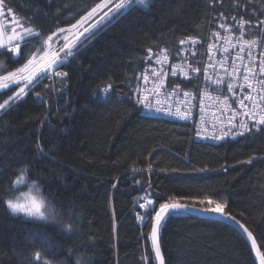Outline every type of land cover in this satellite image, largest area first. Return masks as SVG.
<instances>
[{"label":"trees","instance_id":"1","mask_svg":"<svg viewBox=\"0 0 264 264\" xmlns=\"http://www.w3.org/2000/svg\"><path fill=\"white\" fill-rule=\"evenodd\" d=\"M96 2L0 0L6 29L13 16L17 29L22 24L40 34L28 38L33 42L22 46L20 57L4 52L0 61L12 70L21 67L48 35L70 28ZM148 4L122 10L118 22L105 24L59 68L66 77L43 80L16 106L0 111V264H156L151 221L139 223L132 215L133 201L146 193L157 209L180 197L227 201L226 211L253 231L264 250V133L216 144L192 142L188 124L145 115L131 97L147 47L176 52L182 39L201 38L220 14L263 20L264 0ZM15 87L0 95V102ZM252 157L251 164L241 163ZM21 169L40 198L62 210V224L73 226L70 234L62 224L7 208V189ZM20 188L15 186L16 195ZM45 238L48 244L42 245ZM161 251L165 264H257L236 229L190 213L167 220Z\"/></svg>","mask_w":264,"mask_h":264},{"label":"snow or ice","instance_id":"2","mask_svg":"<svg viewBox=\"0 0 264 264\" xmlns=\"http://www.w3.org/2000/svg\"><path fill=\"white\" fill-rule=\"evenodd\" d=\"M135 5H141L144 8H148V0H99L94 3V6L87 11L86 15H81L75 23H71L70 28L58 27L56 31L48 35L46 40H43L41 46L35 49L24 59L26 62L21 67L12 70L6 66L3 61H0V95L6 93L12 85V94L7 95L0 102V111H8L12 107L16 106L25 96L34 91L45 79H52L53 77H66L67 72L59 70L61 66L65 64L69 58H76L79 55L80 47L87 41H91L96 36L97 32H100L105 24H114L122 17V10L132 9ZM235 19V17H233ZM245 24L251 26V21L244 20L241 17L239 26L241 30ZM22 28V31L18 32L16 27L11 29V34H7L5 31L0 30V55L4 52L12 53L14 57H20L22 46H27L32 43L30 37L40 34L34 32L31 27L18 25ZM259 27L264 28V20L259 22ZM220 28H224L227 31V26L220 24ZM63 35L64 43L59 44L60 34ZM56 37V40H54ZM264 39V36L261 37ZM225 44L231 42V35L224 36ZM181 44L185 41H181ZM192 44H196L195 39L191 40ZM58 45L53 47V45ZM247 46V62L244 58L237 54L231 64V72H229V66L226 63V59L218 61L219 66L223 69L224 76L228 77L227 81L220 76H210L207 68L204 69V79L207 82L205 84V91L203 97L199 99V110L203 114L205 112V99L214 101L219 104L222 109V114L226 115V119L217 118V121L212 125L211 135H207V129L197 130L196 135L204 139L212 140H224L226 137H243L247 133H264V52L260 54L259 61L254 57L253 49L260 46L257 40H244V44L241 46L240 51L244 52ZM211 48V46H209ZM225 52H228V47L224 48ZM151 53V49H149ZM167 55L163 56V61H167ZM239 61V63H237ZM161 59L157 58L156 63H161ZM210 67H215V64H210ZM180 71L183 73L185 79L189 77V71H185L184 67H180ZM190 71L192 73H200L199 67L193 66ZM6 73V74H5ZM158 77V82H154L151 88L145 86L142 90L138 86L137 93H140L134 103L136 105H142L141 110H154L157 113L176 117L180 120L189 119L192 109L194 107L193 101L197 99L189 91H179L180 85L175 84V87L170 92L162 91L165 88L164 79L160 73H154ZM166 75V74H165ZM172 76L177 75V67L173 66L171 71ZM145 85H147L149 77L145 75L143 77ZM209 85H214V91L217 93L215 96L211 95L208 91ZM222 85H226V91L235 95L234 89L239 87L241 91L247 88L248 93L244 95L243 99L238 101L239 109H234L228 103V96L223 95L224 88ZM111 85L102 89V92L107 96ZM151 96L155 97V101L150 99ZM39 97V93H37ZM182 96L181 99L177 97ZM168 100V106L164 107V101ZM173 101L175 103H173ZM245 101H248L246 104ZM203 119V115H201ZM219 124L220 131L217 133L216 127ZM39 148V146H38ZM39 151L43 152V148H39ZM252 157L241 163L251 164ZM26 169L19 170V174L13 178L11 185L7 189L8 198L5 199L7 208L13 213H23L27 217H33L39 220H49L57 224H62L63 214L62 210H57L50 203L46 204L43 199H37L31 197L25 201H21L15 194V186L21 185L24 181L23 173ZM151 172V167L148 169ZM176 171V169H173ZM201 171H207V169H201ZM139 183V181H136ZM113 188L116 184L112 185ZM180 199H191L193 201L192 206L188 204H182ZM139 208L144 209V213H137L136 219L142 223L151 221L149 239L151 241V249L154 252V259L157 264H165V257L161 251V231L166 225L167 220L174 214L190 211H199L205 214H216L222 218V221H227L229 224H235L243 233L246 234L247 240L251 242V249L255 252L256 260L258 264H264V250L262 246L258 245L257 237L253 231L245 226L241 220L232 215L231 211H226L228 208L227 201H220L212 197H180L173 203H160L158 209L155 207L154 198L146 193L139 198ZM205 205L202 208L196 207V205ZM151 206V207H150ZM62 230L66 233L73 231L72 224H62ZM261 241H264V236L260 237ZM41 244H48L47 239H42ZM41 252L36 251L34 259L36 261L41 260ZM146 259V257L144 258ZM45 264L47 261L45 260ZM63 264V262H61Z\"/></svg>","mask_w":264,"mask_h":264},{"label":"built area","instance_id":"3","mask_svg":"<svg viewBox=\"0 0 264 264\" xmlns=\"http://www.w3.org/2000/svg\"><path fill=\"white\" fill-rule=\"evenodd\" d=\"M233 17H235V19H233ZM219 18V21H215L213 24L208 25L205 34L201 38L189 36L182 39L181 41H185V43L181 44L180 41L176 52L167 50L164 47H147L144 51L143 65L138 70L134 79V86L131 89V97L134 103L137 96L140 94L136 92L137 87L139 86L141 90L145 86L151 88L154 82H158V77L154 75V73H160L165 83V88L162 91L170 92L175 87V84L178 83L180 85L179 91H189L193 96H196L197 99L193 101L194 107L189 119L187 120H180L173 116L157 113L154 108L152 110H141L143 114L148 116L162 117L170 121L173 120L182 124H188L190 127L192 142L216 144L237 138L226 137L224 140H212L204 139L196 135L197 130L202 129H207L206 134L211 135L213 131L212 125L217 121V118L226 119V115L222 114L221 106L214 101L207 99H205V112L203 114L200 113L199 99L203 97L205 84L207 83L204 79V69L207 68L210 76H220L227 81L228 77L224 76L223 69L219 66L218 61L226 59V63L229 66V72H231V64L237 54L242 56L244 61L247 62V46H244V52L240 51L241 46L244 44V40H257L258 45H260L253 49V54L257 62L259 61L260 54L264 52V39H261V37L264 36V28L258 26L259 22L262 20H253L251 22V26H249V24H245L243 30H241L239 26L241 18L236 16H231L230 18L223 16L222 14H220L218 19ZM220 24L226 25L227 31L224 28H220ZM225 35H231V42L227 45L224 41ZM192 39H195L197 43L192 44ZM209 46H211V48ZM226 46L228 47V52L224 51ZM149 49H151V53H149ZM164 55H167V61H163ZM157 58H160L162 62L157 64ZM237 63H239V61H237ZM210 64H215V67H210ZM173 66L177 67L176 76L171 75ZM181 66L184 67L185 71H189V77L187 79H185L183 73L180 71ZM193 66L199 67L201 72L192 73L190 69ZM145 75L149 77L147 85H145L143 79ZM214 87V85H209L208 88V91L213 96L217 94L213 90ZM221 87L224 88L223 95L228 96V103L232 106V108L239 109L238 101L243 99L244 95L248 93V89L245 88L241 91L239 87H236L234 89L236 94L233 95L232 93H228L226 91V85H222ZM150 99H152L154 103L155 97L151 96V94ZM177 99L182 100V96L177 97ZM168 103L169 101L165 100L163 106L167 107ZM173 103L175 102L173 101ZM245 103L247 104L248 101H245ZM137 106L140 107V109L143 107L142 105ZM201 115H203V119H201ZM216 131L217 133L220 131L219 124H217ZM133 202L132 215L136 218L138 212L144 213V209H140L138 206L139 202H141L140 200H135ZM138 222L142 223L140 221Z\"/></svg>","mask_w":264,"mask_h":264},{"label":"rangeland","instance_id":"4","mask_svg":"<svg viewBox=\"0 0 264 264\" xmlns=\"http://www.w3.org/2000/svg\"><path fill=\"white\" fill-rule=\"evenodd\" d=\"M114 2H116V0H114ZM16 20L13 18V16H12V18L9 20V21H7V23H8V26H10V27H8V29H6L5 27V23H3L2 22V19H0V30H2V31H7L6 33L7 34H11V29L13 28V27H16V25H14L13 24V22H15ZM6 23V24H7ZM16 29H17V27H16ZM17 31L18 32H20V31H22V29H17ZM67 34V33H66ZM64 43V40L62 41V44ZM61 44V45H62ZM58 45H56V44H54L53 45V47H57ZM18 186H21V188H23V187H25V188H23V189H19V192L17 193V195L16 196H18L19 198H20V200L23 202V201H25V200H27V199H29V198H31V197H35V198H37V199H41L40 198V196L38 195V193H37V191H34V188H33V186L32 185H30L29 183H27V181H26V179L24 178V181H23V183L21 184V185H18ZM23 186V187H22ZM19 214H23V213H19ZM24 215V214H23Z\"/></svg>","mask_w":264,"mask_h":264},{"label":"water","instance_id":"5","mask_svg":"<svg viewBox=\"0 0 264 264\" xmlns=\"http://www.w3.org/2000/svg\"><path fill=\"white\" fill-rule=\"evenodd\" d=\"M180 213H184V214L190 213V214H193V215H195V216L202 217V218H204V219H212V220H215V221H218V222L220 221V222H223V223L227 224L228 226L233 227V228L236 229L240 234H242L243 238L246 239L247 244H248L250 250H252V249H251V242L247 240V236H246V234L243 233L242 230L239 229L238 226H236L235 224H229L227 221H222V218H221L219 215H216V214H205V213H201V212H199V211H190V212H183V211H181ZM150 243H151V241H150ZM252 252H253L254 258H255V260H256L255 252H254L253 250H252ZM152 254H154L153 251H152ZM256 262H257V264H258V261H257V260H256ZM155 263L157 264L156 261H155Z\"/></svg>","mask_w":264,"mask_h":264}]
</instances>
